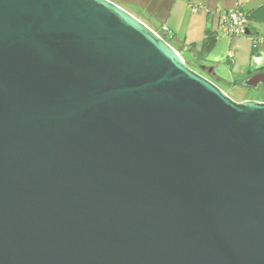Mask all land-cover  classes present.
<instances>
[{
  "label": "water",
  "instance_id": "1",
  "mask_svg": "<svg viewBox=\"0 0 264 264\" xmlns=\"http://www.w3.org/2000/svg\"><path fill=\"white\" fill-rule=\"evenodd\" d=\"M166 36L109 0H0V264H264V102Z\"/></svg>",
  "mask_w": 264,
  "mask_h": 264
},
{
  "label": "crops",
  "instance_id": "2",
  "mask_svg": "<svg viewBox=\"0 0 264 264\" xmlns=\"http://www.w3.org/2000/svg\"><path fill=\"white\" fill-rule=\"evenodd\" d=\"M167 40L182 60L213 68L216 86L230 89L264 74V0H109ZM239 5L248 15V35L229 37L219 30L221 15ZM216 36L212 51L200 59L207 34ZM186 63V62H185ZM247 89V88H245ZM244 101H256L244 99ZM259 102V101H257Z\"/></svg>",
  "mask_w": 264,
  "mask_h": 264
},
{
  "label": "built area",
  "instance_id": "3",
  "mask_svg": "<svg viewBox=\"0 0 264 264\" xmlns=\"http://www.w3.org/2000/svg\"><path fill=\"white\" fill-rule=\"evenodd\" d=\"M248 15L239 5L221 15L219 30L229 37L245 36Z\"/></svg>",
  "mask_w": 264,
  "mask_h": 264
},
{
  "label": "rangeland",
  "instance_id": "4",
  "mask_svg": "<svg viewBox=\"0 0 264 264\" xmlns=\"http://www.w3.org/2000/svg\"><path fill=\"white\" fill-rule=\"evenodd\" d=\"M188 65V67L193 70L194 72L205 76L206 78L208 76L204 75L196 63L189 62L186 58H183ZM218 87L224 92L226 96H228L232 101L241 103L244 99H252L259 102H264V88L260 87L259 89L253 90V89H245L240 87H235L234 89H230V87H227L223 84H217Z\"/></svg>",
  "mask_w": 264,
  "mask_h": 264
},
{
  "label": "trees",
  "instance_id": "5",
  "mask_svg": "<svg viewBox=\"0 0 264 264\" xmlns=\"http://www.w3.org/2000/svg\"><path fill=\"white\" fill-rule=\"evenodd\" d=\"M165 40H166V42H168L167 36L165 37ZM215 44H216V36L214 34H210V33L207 34L205 36L203 42H202V48H201V52L199 54V58L204 59L212 51Z\"/></svg>",
  "mask_w": 264,
  "mask_h": 264
}]
</instances>
